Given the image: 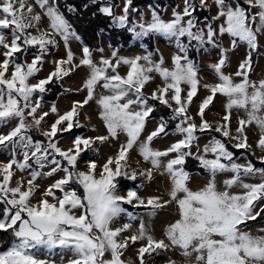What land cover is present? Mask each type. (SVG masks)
I'll return each instance as SVG.
<instances>
[{
    "label": "snow or ice",
    "instance_id": "1",
    "mask_svg": "<svg viewBox=\"0 0 264 264\" xmlns=\"http://www.w3.org/2000/svg\"><path fill=\"white\" fill-rule=\"evenodd\" d=\"M244 2L247 8L240 3L233 7L229 0H214L218 12L212 20L223 18L224 22L219 25L218 31L211 22L208 23L206 32L197 29L193 19L197 9L192 0H185L182 11L174 10L170 20H164L153 10L151 20L147 23L130 21L129 10L133 0H125L121 15H116L113 6L108 3L99 9L112 18L113 24L127 28L135 38L151 34L175 38L182 54L173 57V68L169 69L164 66L163 58L157 63L150 55L119 57L116 51L112 53L115 63L108 58H102L97 63L87 46L82 49L83 58L79 64L73 65L74 53L69 40H80V37L60 11L57 0H35L44 9L50 29H37L38 34L28 31L39 24L41 16L34 14L33 6L27 0H0V12L3 13V18H0V47L4 49V59L0 61V125H6L13 119L18 121L7 134H0V147L11 149L8 162L0 163V204L4 205L0 215V231H10L13 237L9 246L0 251V264H56L52 259L39 258V249H46L50 254L56 249L70 251L72 257L66 262L62 257L60 264H131L122 256L130 243L136 244L138 241H146L137 249L139 264H147V258L158 250L167 251L177 247L186 258L195 254V264H264V235H253L241 227H246L248 221H255L264 212V208L259 211L255 209V202L264 199V181L256 184L242 183L241 175L259 173L264 176V168L257 169L251 162L247 165L225 163L231 162L234 154L225 142L215 137L204 146L203 154L195 155L201 167L211 175L206 185L198 190L190 188L191 174L184 168L186 159L193 156V145L199 140L197 133L213 130L212 124L204 116L205 109L218 93L226 97L225 115L223 123L217 124L214 130L223 137L236 140L235 148L248 149L251 145L245 129L255 124L260 130L257 147L264 151V80L255 82L249 79L251 52L238 66L235 75L241 77V80L237 83L231 75L223 72L229 51L223 48L218 61L212 65L219 82L203 85L210 95L198 107L200 124L188 115V109L200 86L199 69L187 55L192 41L196 42L198 48L206 44L219 47L217 36L228 34L232 38L233 50L237 40L246 43L250 50L259 47L258 33L264 32V0ZM200 7L207 8V0H200ZM252 8L258 11L252 14ZM5 30H8L10 41ZM57 35L63 39L67 48L66 58L55 61L54 70L46 78L31 84L30 78L41 70L49 46H58L55 39ZM183 37L188 38L189 45L181 42ZM32 47H37L38 52L29 63L23 56ZM121 65L128 66L124 76L118 72ZM80 66L90 69L83 85L87 89L86 98L82 102L74 101L71 109L64 114H59L53 105L51 113L56 114L57 119L49 130L41 133L47 142L34 141L28 135L29 130L39 129L49 115L48 112L37 115L42 105L39 100L33 102L34 93H44L54 78L61 80ZM109 70L112 74H109ZM153 72L161 77L163 85L146 95L144 88L152 81ZM98 84L109 93L101 95L97 100L99 115L108 134L95 137L78 135L72 141V147L62 149L58 146V135L71 132L74 127H82L78 119L79 110L94 98ZM182 85L188 86L183 100ZM149 100H157L167 106L171 110L170 119L178 121L175 132L182 138L164 150L151 147L154 138L168 134V121L163 117L155 130L140 141L146 120L155 110V105L150 104ZM173 103L176 105L174 108ZM234 108L243 110L246 118H238L236 134L232 135L230 119ZM28 117H31L30 122ZM119 133L125 134L126 141L120 145L115 156H109L103 165H98L95 160L86 161L87 170H78V160L83 153L98 151V143L102 144L110 138L117 139ZM138 142L139 154L152 166L139 173L135 169L129 171L131 165L128 163L129 153ZM18 150L22 152V160L17 159ZM173 153L175 156L163 164L171 180L168 200L159 196L142 198L138 194L139 186L129 189L126 195L118 194L117 178L135 181L139 175L151 181L154 178L153 169L159 170L162 158ZM208 154L214 158H206ZM57 156L62 159H57ZM30 160L37 168L33 169ZM260 161L264 163V156L260 157ZM49 164L54 167L43 173L41 170ZM14 166L21 172L31 170L26 189L19 180L16 186H11ZM59 171H63L64 176L48 185L41 193L42 198L33 204L31 199L39 188L37 179L42 175L52 176ZM219 172L234 173L231 179L224 182L223 191L218 190L215 180ZM238 183L245 191L230 193L229 189ZM73 184L83 190L82 196L78 194L77 188L71 187ZM57 190L61 195H57ZM47 197H51L52 202ZM173 202L179 218L165 229V239H156L143 222L136 234L123 239L119 237L131 228V224L111 227L113 221L126 212L123 204L144 207L151 210L150 214H155ZM76 210H79V215ZM259 231L264 233V228ZM2 247L3 242H0ZM106 253H110V259H105ZM169 264L175 262L170 260Z\"/></svg>",
    "mask_w": 264,
    "mask_h": 264
},
{
    "label": "rangeland",
    "instance_id": "2",
    "mask_svg": "<svg viewBox=\"0 0 264 264\" xmlns=\"http://www.w3.org/2000/svg\"><path fill=\"white\" fill-rule=\"evenodd\" d=\"M107 3V0H101ZM118 2V5L114 8V12L116 15L122 14V8L125 0H114ZM111 1V2H114ZM110 2V3H111ZM193 4L196 6V12L193 13V19L196 21L197 29H204L206 32V25L208 23H212L213 27H215L218 31V27L220 24L224 22L223 18L213 21L212 18L217 15L218 8L214 3V0H207V8L200 7V0H192ZM238 2L247 8V4L244 0H238ZM237 0H229V3L232 4L233 7L238 3ZM27 3L33 6L34 14H39L41 16V20L36 27L28 29L32 34H38L37 29L42 31L50 30L49 29V19L45 15L44 9H41L39 5L35 3V0H27ZM105 3V4H106ZM108 3V4H110ZM104 4V5H105ZM113 4V3H112ZM111 4V5H112ZM133 5L136 2L132 3ZM103 5V6H104ZM113 6V5H112ZM185 6V0H177L176 7L171 8L168 7L164 11L162 15H160L164 20H170L173 17V11H182ZM18 7V3H17ZM136 11H133V20L134 23H147L151 20L153 8L148 5H140V7L135 5ZM207 11V12H206ZM251 13L254 14L258 11L257 8H252ZM201 15V19L198 20V16ZM143 17V19H141ZM0 18H3V13L0 12ZM207 18V19H205ZM187 20L188 18L185 17ZM116 26V25H115ZM118 27V26H117ZM131 27V24L129 25ZM255 27V26H254ZM197 29H193L196 31ZM139 30V29H137ZM5 34L8 35V39L10 41L11 37L8 34V30H5ZM154 39V52H149L146 45L143 43L144 38H135L132 45L128 48L118 49L114 46H111L106 39L103 38L101 43V48L99 50H91L92 58L94 62L99 63L102 58L112 59L113 63H115V58L112 57V53L114 51L117 52L119 57H135V56H146L150 55L151 59L155 62H159L161 58L164 60V66L169 69L173 68V57L182 54L180 49L177 46V41L175 38H168L161 35L152 34ZM55 39L58 41V46H49V51L43 57V65L41 70L32 78H30V83L35 84L40 79L46 78L50 72H52L55 68V61L60 59H65L67 54V48L64 44L63 39L57 35ZM231 40L232 38L228 34H224L223 36L218 35L217 41L219 47L206 44L203 47H197L196 42L192 41L189 45V40L187 37L181 38V42L189 45L187 49V55L189 56V49L196 50V54L198 60L196 61V65L199 69L198 77L200 79V86L198 87L197 95L194 96L193 102L188 109V115L193 116L195 118V122L200 124V117L197 115L198 107L201 102L210 95V92L206 90L203 85L204 84H216L218 83L217 76L213 70L212 65L215 64L221 54V50L223 48L229 49L228 51V60L226 66L223 68V72L226 75H231L234 82H240L241 77L235 75L238 71L239 64L246 58L247 54L251 52L252 56V67L251 71L248 73L249 79L251 81L259 82L260 80H264V32L258 33V43L259 47L256 50H250L246 43L237 40L236 47L234 50L231 48ZM69 46L74 53L73 65L79 64V61L83 58V46L80 40L70 39ZM103 51H100V50ZM4 49L0 47V61L4 59L2 53ZM38 48L32 47L28 49L26 55L23 56V59L27 62H31L33 56L37 54ZM195 61V60H194ZM144 63V61H141ZM66 67H72V65H67ZM128 71L127 65H121L118 69V72L121 76L126 75ZM11 72V68L9 70ZM90 73V69L87 66H80L78 68H74L71 74L67 77H64L61 80L53 79L54 83H50L46 86V89H50L48 94L46 95L45 91L43 93H34L33 102L39 100L42 107L38 110L37 115L42 114L43 112H48L49 115L45 118V120L41 123L39 129L33 128L30 129L28 135H31L34 141H44L47 142V138L42 136V131H47L50 129V125L57 119L56 114L51 113V107L55 105L59 111V114H64L66 111H69L72 107L74 101H83L87 96V89L83 87L84 81L88 77ZM109 74L111 70H109ZM153 79L151 82L145 85L144 92L146 95H150L153 91L157 89L158 86L163 85V81L161 77L153 72L151 73ZM102 83V82H101ZM184 91L182 92V100L186 95L188 90L187 85H182ZM53 91V92H52ZM52 92L53 97L49 94ZM109 93L104 90L100 84L96 86L95 96L94 98L88 102V104L84 105L82 109H80V115L78 117L80 125L82 127H74L71 132L63 133L62 135H58L57 139L59 140L58 146L62 149L67 150L72 147V141L76 136L81 135L84 137H95L98 135H107V130L104 126V122L100 118V108L97 104V100L101 95H108ZM171 95V93H169ZM156 104L157 108V116L148 117L146 120V125L144 132L140 137V141H143L147 135L155 130L158 125V122L161 117L165 120L170 121L168 124L167 135H161L157 138H154L152 141L151 147L153 149L164 150L168 148L172 143L180 140L182 136L175 132V127L178 121L170 119L171 110L159 103L157 100H149V103ZM226 97L221 94H217L213 101L209 104L208 108L205 109L204 118L212 124L213 130L200 133L199 140L193 145L191 151L193 156L188 157L186 159V163L184 164V168L191 174V180L189 182V187L193 190H198L206 185L209 179H211V175L207 169L201 168L199 169L200 162L195 159V155L197 153L203 154L202 149L209 141L215 137L217 139H221L225 142L233 154L238 157L233 156V160L231 162L225 161V163H237L241 165H247L250 161L256 162L257 165L260 164V157L264 156V151H261L260 148L257 147V141L260 136V130L256 127L255 124L247 127L245 129L246 134L248 136V143L251 145L248 149H237L234 147L236 140L231 138L223 137L220 133L216 132L214 129L217 124L223 123V116L225 115V106ZM173 108L176 105L173 103ZM135 107V106H133ZM161 111V112H159ZM239 117H245V113L241 109H232L231 119H230V127L232 131V135H235L237 128V121ZM29 122L31 121V117H28ZM17 120L13 119L8 122L6 125H0V134H7L15 125L17 124ZM95 129V130H93ZM31 130H35L32 135ZM126 141V136L124 133H119L117 139L110 138L108 141L99 144L98 143V151L89 150L81 155L78 160L77 168L78 170L85 171L86 161L95 160L98 165H103L109 156H115L119 150V147L122 143ZM97 146H94V148ZM10 151L11 149H6L0 147V163H7L10 159ZM175 156V153L170 154L168 157L162 158V166L159 170L153 169V179L151 181L147 180L145 177H141L138 175L135 181L119 177L118 179V194L126 195L129 189L137 188L139 186L138 194L142 198H147L150 196H159L163 200L169 199V190L171 188V180L167 173L164 171L163 164H166L167 161ZM57 159H62L59 156ZM208 159L214 158L212 154H208L206 157ZM17 159L22 160V152L17 151ZM51 159V157H49ZM30 164L33 165V169L37 168L33 161H29ZM66 164V162H64ZM128 163L131 165L132 169H135L138 173L142 170H146L151 168V164L145 162L143 157L139 154V142L129 153ZM201 166V165H200ZM54 165H48L43 168L41 171L43 173H47L51 170ZM260 169V168H257ZM30 171L25 170L23 172L13 167L14 176L11 181V186H16V182L19 180L22 182L23 187L26 189L28 187L27 181L30 179ZM99 167L97 168V175H99ZM234 173L232 172H219L215 176V180L217 183L218 190L223 191L224 182L228 179H231ZM64 176L63 171H59L52 176L42 175L37 179L36 184L39 185L38 190H36L35 195L32 197L31 202L35 204L39 201L41 197V193L45 190V188L55 182L56 180L62 178ZM264 181V176L259 173L249 174V175H241L242 183L256 184ZM71 187H75L78 190V194L83 195V190L79 188L78 185H71ZM230 193L239 194L243 193L245 190L240 187L239 183L234 185L231 189H229ZM57 195H61V193L57 190ZM50 202H52L51 197H47ZM135 204V201H134ZM123 207L126 209V212L121 213L119 217H117L111 227L118 228L122 227L124 224H131V228L127 231L123 232L119 239H123L125 236H130L136 234L140 223L143 222L145 226L149 229L150 233L156 239H165L164 232L170 223H173L176 219L179 218L178 209L173 202L167 207L158 210L155 214H150V209L144 207H134L133 205L123 204ZM261 208H264V199L255 202V209L259 211ZM76 214L79 215V210H76ZM250 222V221H249ZM247 222V226H241L244 230L252 232L253 235H264L261 233L259 229L264 228V220L260 223H249ZM167 242V241H166ZM146 243V241H138L136 244L129 245L128 249L124 251L122 259L125 261H130L131 264H139V260L137 258V249L141 247L142 244ZM2 251V250H0ZM38 257L41 259L48 258L52 259L56 262V264H60L61 258L63 257L66 262L68 259L72 257V253L70 251H66L63 249L54 250L53 254L48 253L46 249L38 250ZM110 253L105 254V259H110ZM174 261L175 264H195V254L190 258H186L182 255L181 250L177 248H172L167 251L158 250L157 253H153L151 257L147 258V264H169V261Z\"/></svg>",
    "mask_w": 264,
    "mask_h": 264
},
{
    "label": "trees",
    "instance_id": "3",
    "mask_svg": "<svg viewBox=\"0 0 264 264\" xmlns=\"http://www.w3.org/2000/svg\"><path fill=\"white\" fill-rule=\"evenodd\" d=\"M114 0H107V3H110ZM177 0H133L136 2L135 5H148L153 8L158 14L162 15L166 8L176 7ZM238 2V0H237ZM60 11L65 15L66 19L72 25L73 30L79 35L80 42L82 46H87L90 50H99L101 48V43L103 38L108 41L111 46H114L118 49L128 48L132 45L134 41L133 34L128 31L127 28H119L115 26L112 22V18L100 12V8L106 3L105 1L98 0H57ZM113 3V4H112ZM239 3V2H238ZM110 4L113 7L118 5L117 1L111 2ZM135 5L132 4L130 7L129 19L133 20V9H135ZM72 9V10H70ZM207 12V11H206ZM201 15L198 16V20H200ZM203 19V18H201ZM143 43L146 45L149 52H154V39L153 35H149L144 38ZM196 50L189 49V58L192 59L195 63L198 60ZM54 83V82H52ZM50 89H47L45 94L47 95ZM53 92V91H52ZM52 92H50V96L53 97ZM44 95V93H43ZM57 94H55L56 96ZM54 96V97H55ZM53 97V98H54ZM150 104L151 101H150ZM154 104V103H153ZM155 105V110L151 113L150 117L157 116V106ZM161 112V111H159ZM177 122V120H176ZM171 123L168 121V124ZM30 131V130H29ZM36 133L35 130H31V134ZM36 136V135H34ZM229 150H232L229 147ZM235 156V155H234ZM235 157H238L236 154ZM251 162V161H250ZM255 165L256 168H264L262 165H257L256 162H251ZM264 164V163H260ZM201 166L199 165V169L201 170ZM4 205L0 204V215L3 213ZM264 220V212L255 220L248 221L249 223H260ZM13 237L9 232L0 231V242H3V247L0 250L6 249Z\"/></svg>",
    "mask_w": 264,
    "mask_h": 264
}]
</instances>
